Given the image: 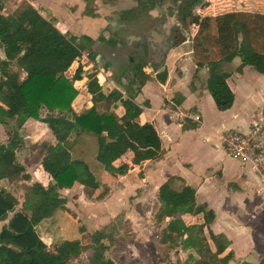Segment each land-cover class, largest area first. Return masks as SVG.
I'll use <instances>...</instances> for the list:
<instances>
[{
  "label": "trees",
  "instance_id": "trees-1",
  "mask_svg": "<svg viewBox=\"0 0 264 264\" xmlns=\"http://www.w3.org/2000/svg\"><path fill=\"white\" fill-rule=\"evenodd\" d=\"M85 2V14L93 16L92 2ZM201 3L202 0H181L179 18L183 27L191 11ZM154 4L155 0H139L144 9H151ZM3 10L0 0V95L8 102L4 114L15 123V130L8 133L7 143L0 142V182L30 180L24 166L16 160V152L22 143L18 130L28 120L46 125L54 142L44 141L40 145V165L50 178L49 183L46 186L32 183L24 194L20 209H16L17 198L0 186V222L7 220L0 228V264H72L71 261L82 254L86 255V264H119L106 252L116 244L115 235L119 233L122 215L118 214L113 221L95 230L87 241L82 237L65 241L61 252L50 250L36 228L57 211L66 209L61 190L79 184L95 192L91 197L94 201H101L108 193V187L96 179L84 160L72 158L71 150L86 135L95 138V162L113 177L127 174L130 167L126 163L115 166L114 162L128 152L133 154V165L161 157V140L157 132L150 123L137 121L140 108L133 102L149 78L142 71V65L137 63L132 68V79L125 93L114 89L105 94L97 78L89 75L87 92L91 95L92 105L76 113L71 104L78 90L66 72L89 50L91 39L67 37L27 2H21L9 14L2 13ZM230 27L234 48L219 60L196 63L197 69H207L206 89L218 111H226L233 104V93L226 83L229 73L222 69V63L238 58L240 64L236 72L248 66L264 74V54L252 49L246 23L236 19ZM81 73L82 68L78 66L73 79L80 80ZM157 77L164 84L167 71L163 69ZM134 86L135 95L130 90ZM119 106L124 109L121 116L115 112ZM43 111L44 116H41ZM102 186L105 190L98 192ZM157 201L159 207L155 217L165 223L159 244L172 242L187 253L182 263L166 264H229L233 260L231 251L225 254L229 241L223 235L213 234L209 228L214 220L213 212L196 204L192 188L184 187L176 192L162 186ZM200 213L204 214L202 224L185 225L177 217ZM79 232L85 235L84 229L80 228ZM120 249L121 246L117 248Z\"/></svg>",
  "mask_w": 264,
  "mask_h": 264
},
{
  "label": "crops",
  "instance_id": "crops-1",
  "mask_svg": "<svg viewBox=\"0 0 264 264\" xmlns=\"http://www.w3.org/2000/svg\"><path fill=\"white\" fill-rule=\"evenodd\" d=\"M25 1L38 10L44 18L55 19V26L67 37L82 40L88 38L94 43L96 40H101L108 44L112 43L108 37L98 36L109 25V17L116 10L115 6L118 4L124 7L120 15L130 14L135 7L132 4L126 6L124 4L127 3L126 0L121 3L90 0L92 2L90 6L94 12V15L90 16L85 14V0ZM42 11L48 16L45 17ZM236 19L246 23L252 49L264 54V0H202V3L191 11L187 19L189 37L182 38V42L178 44L176 42L165 56L163 64L173 63L176 57L184 59L179 69L174 71L175 69L168 65L165 69L167 79L164 84H161L158 81V73L154 72L153 76L148 75L142 68L149 79L140 87L139 93L133 100L140 108L137 121L141 124L150 123L154 127L161 140L162 154L159 159L145 160L138 165H133V154L128 152L114 162L115 166L126 163L130 167L127 174L117 177L126 179L124 194L132 196V199L127 202H131L133 206L126 204L125 211L119 213L130 212L141 219L144 217L154 219L151 223L152 226L156 224L159 243L161 231L165 227V223L158 221L155 217L159 207L157 201L159 189L162 186H168L180 192L184 187H190L195 192L196 204L204 205L206 210L214 214V220L209 224L211 232L215 235H223L229 241V246L225 251V254L229 251L233 254V260L229 264H264V189L262 183L251 167L241 164L226 154L221 141L223 132L246 131L253 121L264 118V74L248 66L243 67L241 72H236L240 64L238 58H234L229 63H222V69L229 73L226 83L233 93V104L226 111H218L206 89L207 69L196 67V63L219 60L234 48L235 41L230 26ZM217 23L219 25L214 28ZM208 30H215V35L207 33ZM187 44H191V48ZM184 47L185 50L182 49ZM91 48L84 52L79 60L73 62L66 72V76L73 79L77 67L82 68V78L73 80V85L78 90V95L72 102V108L76 113L92 105L91 95L87 92L88 76L94 73V61L99 63L101 56L100 54L94 55ZM0 58H2L1 51ZM148 61L150 65L157 67L151 63V59ZM97 68L99 71L95 77L103 93H109L114 89L125 93V90L122 91L114 85V81L104 75L106 68L102 69L99 66ZM69 73L70 76L67 75ZM123 82L122 80L121 83ZM132 94L135 95V90ZM155 96L157 97L154 98ZM153 99H157L156 103ZM203 102H208L212 106L213 114L219 120L224 114L233 121L241 117L236 125L244 128L217 130L215 139L202 137L199 140L201 144L199 148L193 143L186 152L180 147L182 142L189 141L191 136L194 138L205 125L202 114ZM0 104L5 109L6 102L1 95ZM189 111L199 115L201 119L199 123L179 117L181 113ZM115 112L121 116L124 109L119 106ZM167 112L171 113L175 122L173 124L175 136L167 131L172 127L165 128L166 124L162 115ZM81 143L82 141L78 142L75 147H79ZM199 153L205 155L204 162L207 163L200 161L202 155ZM116 162L121 163L116 165ZM107 187L110 190L109 185ZM98 204L102 203L99 201ZM71 206L74 207L73 204ZM65 208L68 209L66 205ZM177 217L185 225L204 222L203 213L196 216L177 215ZM109 222H104L95 230ZM145 224L147 225L146 222ZM76 234L77 236L71 240L81 239L83 235L78 228ZM209 244L214 250L210 241ZM182 261L178 262L182 263ZM71 263L78 264L76 260H72Z\"/></svg>",
  "mask_w": 264,
  "mask_h": 264
},
{
  "label": "rangeland",
  "instance_id": "rangeland-1",
  "mask_svg": "<svg viewBox=\"0 0 264 264\" xmlns=\"http://www.w3.org/2000/svg\"><path fill=\"white\" fill-rule=\"evenodd\" d=\"M1 1L4 5V10L2 12L4 14L11 13L21 2L26 3L25 0ZM102 1L107 3L123 2V0ZM126 2L127 3H124L126 6L131 4L135 5L132 13L120 15V11H122L121 9H124V7H120V5H116L115 3L116 10L109 17V25H107L98 36H106L112 43L108 44L101 40H96L94 43V41L91 40L92 43L89 44V47H92L91 49L94 55L100 54L101 56L99 63L94 61L95 66L92 75L96 76V73L99 71L97 68L98 66L102 69L106 68L104 70V75L109 80L114 81V85L122 91L127 90L130 84L133 73L132 67L135 64L138 63L142 65L145 73L153 76L154 72L161 73L163 69H167L168 65H171V67L175 69L174 71H177L181 62L184 60L176 57L173 63H164L162 67L150 65L148 61V49L146 48V51L141 53L140 50H136L137 44L134 42L129 43L127 37L129 35L139 36L148 33V31L153 29L156 25L157 20L153 18L152 9H148L147 7L144 9L141 7L139 5V0H126ZM220 8H222V6ZM42 13L45 17L48 16L46 12L42 11ZM48 20H51L55 25V19ZM218 25L219 23H217L214 28ZM181 31L182 35L179 34L175 41L177 44L178 42H182V38L187 39L189 37V27L187 24L181 27ZM207 33L215 35L216 31L208 30ZM187 46L191 48V44H187ZM182 49L185 50V47ZM67 75L70 76L71 74L69 73ZM70 80L72 83L74 82V79ZM122 80L124 81L123 83H121ZM134 90H136V86L132 88L131 93H134ZM1 97L6 102V107L4 109L3 105L0 104V142L7 143L8 133L15 130V123L6 119L4 111L6 113L8 102L3 95H1ZM156 97L157 96L154 98ZM153 100L154 103H156L157 99ZM44 113L43 111L41 116H44ZM202 114L205 119L204 127H201L200 132L196 133L194 138L191 136L189 141L182 142L180 146L186 152L193 143L199 148L201 145L199 140L202 137H209L210 139L213 137V139H215V132L217 130L222 128H244L243 126L236 125L241 120V117L233 121L228 115L224 114L223 118L219 120L213 114V108L208 102H203ZM162 116L166 124L165 128L172 127L168 128L167 131L175 136V127L173 125L175 122L172 119L171 113L167 112ZM28 121L18 130L22 143L16 152V160L24 166L25 171L30 176V180H19L14 183H9L5 180L0 182L2 188L9 191L17 198L18 206L16 209H20L24 194L32 183L39 182L43 186H46L50 181V178L43 172L40 165L42 158L40 145L44 141L54 142V138L43 123L32 119ZM95 148V138L86 135L80 146H74L71 150L72 158L84 160L89 165L96 179L105 186L109 185L110 190H108V193L100 201L102 204H98L99 201L92 200L91 197L95 195V192L91 189L75 185L70 190H61L60 194L65 198L66 207H68V209H65L66 211H57L51 218L42 221L36 228L38 235L50 250L56 252L63 251L64 242L74 239L77 236V228L84 229L86 233L82 236V240L87 241L89 235L101 224L107 221H113L115 215H118L120 211H125L126 204L133 206L131 202H127L132 199V196L129 197L124 194L126 179L105 174L94 160ZM199 155H202L200 161L207 163L204 162L205 155L201 153H199ZM119 163L121 162H116V165ZM105 186H102L98 192H103ZM71 204H73L74 207L71 206ZM119 215L123 217L121 226L119 227V233L115 235L116 244L111 246L106 252V255L111 259L119 264H166L167 262H176L186 258L187 253L180 251L175 243L171 242L164 245L158 243L157 236L159 234L156 229V224L152 226L151 222H154V219L151 217H144L141 219L140 217L132 215L130 212L125 214L119 213ZM9 216H11V214ZM75 221H77V223ZM6 222L7 220L0 222V228ZM119 246H121V249L117 250ZM75 260L78 264L87 262L85 254L80 255Z\"/></svg>",
  "mask_w": 264,
  "mask_h": 264
},
{
  "label": "built area",
  "instance_id": "built-area-1",
  "mask_svg": "<svg viewBox=\"0 0 264 264\" xmlns=\"http://www.w3.org/2000/svg\"><path fill=\"white\" fill-rule=\"evenodd\" d=\"M179 117L187 118L195 123L201 120L193 111L181 113ZM221 141L230 158L255 171L264 189V118L253 121L246 131L223 132Z\"/></svg>",
  "mask_w": 264,
  "mask_h": 264
},
{
  "label": "flooded vegetation",
  "instance_id": "flooded-vegetation-1",
  "mask_svg": "<svg viewBox=\"0 0 264 264\" xmlns=\"http://www.w3.org/2000/svg\"><path fill=\"white\" fill-rule=\"evenodd\" d=\"M180 5L181 0H155V4L154 7L151 8V12H153V18L157 20L156 25L146 34L139 36L129 35L127 37L128 42H134L135 44H137L136 50H140L141 53H144V51H146V48L148 49V51H151V43L145 41L144 38L148 37L153 30L161 28L167 23H171V26L169 28L170 34L166 38V42L168 45H170V48L174 46L179 34L182 35L181 27H183V25L179 18ZM148 59H151L149 52Z\"/></svg>",
  "mask_w": 264,
  "mask_h": 264
},
{
  "label": "water",
  "instance_id": "water-1",
  "mask_svg": "<svg viewBox=\"0 0 264 264\" xmlns=\"http://www.w3.org/2000/svg\"><path fill=\"white\" fill-rule=\"evenodd\" d=\"M170 26L171 23H167L161 28L153 30L148 37L144 38L145 41L151 43V63L157 67H161L163 65L165 56L170 49V45L166 42V38L170 34Z\"/></svg>",
  "mask_w": 264,
  "mask_h": 264
}]
</instances>
